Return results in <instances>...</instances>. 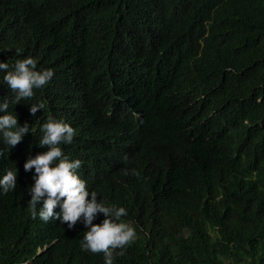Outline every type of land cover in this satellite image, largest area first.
<instances>
[{
  "label": "trees",
  "instance_id": "trees-1",
  "mask_svg": "<svg viewBox=\"0 0 264 264\" xmlns=\"http://www.w3.org/2000/svg\"><path fill=\"white\" fill-rule=\"evenodd\" d=\"M29 55L54 75L10 103L33 133L0 140L18 169L0 195V264H104L81 250L82 223L27 205L23 165L46 150L49 115L74 128L62 148L89 191L136 229L113 264H264V0H0V61Z\"/></svg>",
  "mask_w": 264,
  "mask_h": 264
},
{
  "label": "clouds",
  "instance_id": "clouds-1",
  "mask_svg": "<svg viewBox=\"0 0 264 264\" xmlns=\"http://www.w3.org/2000/svg\"><path fill=\"white\" fill-rule=\"evenodd\" d=\"M0 71L5 73L3 83L13 93L11 101L7 98L0 101V140L11 149L33 130L27 122L22 126L18 124L17 114L9 110L10 103L16 105L33 97L34 89L47 84L54 71L42 66L38 70L37 60L31 55L17 59L11 66L0 61ZM30 105L33 116L38 109L45 107L43 102ZM39 131L41 135L37 144L46 146V150L29 156L23 165L26 172L34 169L33 183L27 188L30 196L27 205L32 217L38 215L41 220L52 224L67 222L69 229L79 221L87 229L80 240L81 250L103 253L104 264H113L115 257L124 255L126 246L136 238V229L122 220L127 215L126 208L106 203L103 198L98 200L97 192L86 187L79 172L84 171L82 161L72 158L62 148V145L71 144L75 135L69 123L49 115ZM132 171L135 174V170ZM17 175L18 169L9 167L4 150L0 148V195L15 189ZM57 207L58 211H54ZM98 214H103L104 219L93 223Z\"/></svg>",
  "mask_w": 264,
  "mask_h": 264
}]
</instances>
